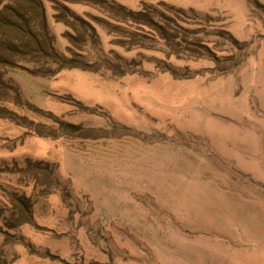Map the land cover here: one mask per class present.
<instances>
[{"label": "rangeland", "instance_id": "374dc122", "mask_svg": "<svg viewBox=\"0 0 264 264\" xmlns=\"http://www.w3.org/2000/svg\"><path fill=\"white\" fill-rule=\"evenodd\" d=\"M56 1L44 0L50 28L57 49L70 55L68 28L53 17ZM165 1L202 31L205 56H169L161 41L128 50L93 18L119 24L106 9L80 4L73 10L98 37L78 52L89 61L135 60L131 66L149 72L7 74L27 101L102 135L52 139L0 118V169L45 161L64 187L44 195L28 174L0 171L1 217L11 216L9 192H17L31 197L36 222L10 230L21 241L8 246L9 264H264V0ZM159 2L158 22L161 13L180 17ZM226 29L246 47L233 45Z\"/></svg>", "mask_w": 264, "mask_h": 264}, {"label": "trees", "instance_id": "16d2710c", "mask_svg": "<svg viewBox=\"0 0 264 264\" xmlns=\"http://www.w3.org/2000/svg\"><path fill=\"white\" fill-rule=\"evenodd\" d=\"M171 10L180 13V17H172L164 13L158 14L163 22L156 19L157 7L153 3H143L139 9H133L116 0H57L53 17L58 23L64 24L70 42L68 51L70 55L60 52L56 47V38L52 33L48 11L44 0H0V118L8 119L18 126L27 129L28 133L42 137L57 139L68 134H80L86 138H99L102 135L92 133L96 128H85L81 125L68 122L52 111L40 108L24 98L23 90L18 83L7 74L11 69L20 68L34 76H55L64 69H81L100 73L103 69L110 71L115 76L129 74H145L138 67L131 66L136 61L122 59L114 62L110 59L89 61L83 53L87 45L88 36L98 37L96 26L80 16L73 5H99L106 9L110 17L119 22L115 24L109 19L93 17L103 24L108 32L115 36L113 43L121 45L128 50L133 48H153L157 42H163L169 56L178 58H201L205 50H209L208 42L204 39L199 28H192L190 16L182 9L169 5L166 1L159 2ZM201 21H203L201 19ZM125 25V27L123 25ZM230 42L240 49L246 47L247 41L237 38L232 31L224 30ZM77 48V49H75ZM205 48V50H202ZM29 64H33L31 67ZM138 65V64H137ZM228 70V69H227ZM175 78H188L181 75L176 69H168ZM190 78V77H189ZM59 101L73 104L96 113L93 106L85 104L71 94H55ZM14 107H27L28 110L43 115L52 121L51 124L39 122L28 115L20 114ZM104 130V129H100ZM26 167L11 168L7 166L0 171L23 172L28 174L37 185L41 186V193L50 195L63 188L60 179L55 173L54 165L45 161L26 159ZM11 197V216L1 217L0 222V264H9L7 248L18 243L21 238L10 232L11 229L30 224L36 226L31 197L9 192ZM69 191L66 190L64 198L67 199Z\"/></svg>", "mask_w": 264, "mask_h": 264}, {"label": "crops", "instance_id": "0c3cea01", "mask_svg": "<svg viewBox=\"0 0 264 264\" xmlns=\"http://www.w3.org/2000/svg\"><path fill=\"white\" fill-rule=\"evenodd\" d=\"M116 1L122 4H125L133 9H139L143 5V3H155L156 2V0H133L131 2L129 0H116ZM161 1H165V0H161Z\"/></svg>", "mask_w": 264, "mask_h": 264}]
</instances>
